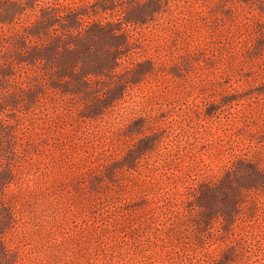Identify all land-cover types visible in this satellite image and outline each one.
<instances>
[{
    "label": "rangeland",
    "instance_id": "1",
    "mask_svg": "<svg viewBox=\"0 0 264 264\" xmlns=\"http://www.w3.org/2000/svg\"><path fill=\"white\" fill-rule=\"evenodd\" d=\"M0 264H264V0H0Z\"/></svg>",
    "mask_w": 264,
    "mask_h": 264
}]
</instances>
